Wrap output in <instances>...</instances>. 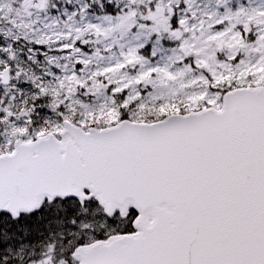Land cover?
Instances as JSON below:
<instances>
[{"label":"snow or ice","instance_id":"1","mask_svg":"<svg viewBox=\"0 0 264 264\" xmlns=\"http://www.w3.org/2000/svg\"><path fill=\"white\" fill-rule=\"evenodd\" d=\"M0 264H264V0H0Z\"/></svg>","mask_w":264,"mask_h":264}]
</instances>
